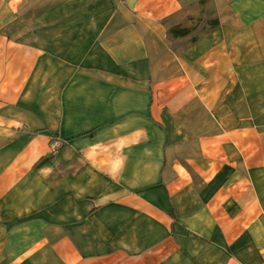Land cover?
<instances>
[{
    "label": "crops",
    "instance_id": "1",
    "mask_svg": "<svg viewBox=\"0 0 264 264\" xmlns=\"http://www.w3.org/2000/svg\"><path fill=\"white\" fill-rule=\"evenodd\" d=\"M0 264H264V0H0Z\"/></svg>",
    "mask_w": 264,
    "mask_h": 264
},
{
    "label": "built area",
    "instance_id": "2",
    "mask_svg": "<svg viewBox=\"0 0 264 264\" xmlns=\"http://www.w3.org/2000/svg\"><path fill=\"white\" fill-rule=\"evenodd\" d=\"M61 144L62 143L59 139L54 138L50 144V153L55 154L61 147Z\"/></svg>",
    "mask_w": 264,
    "mask_h": 264
},
{
    "label": "rangeland",
    "instance_id": "3",
    "mask_svg": "<svg viewBox=\"0 0 264 264\" xmlns=\"http://www.w3.org/2000/svg\"><path fill=\"white\" fill-rule=\"evenodd\" d=\"M209 15V14H208ZM207 18H209V17H206V19ZM199 29H201V31H205V30H207L208 28L206 27V25L205 24H202L200 27H199ZM198 32V31H197ZM176 45H184V44H179L178 42H175V47H176Z\"/></svg>",
    "mask_w": 264,
    "mask_h": 264
},
{
    "label": "trees",
    "instance_id": "4",
    "mask_svg": "<svg viewBox=\"0 0 264 264\" xmlns=\"http://www.w3.org/2000/svg\"><path fill=\"white\" fill-rule=\"evenodd\" d=\"M170 34H173V31H171ZM187 34H188V30H184L180 35H187Z\"/></svg>",
    "mask_w": 264,
    "mask_h": 264
}]
</instances>
